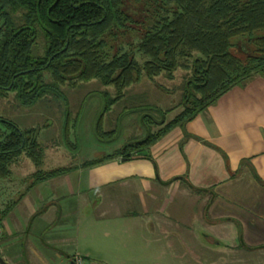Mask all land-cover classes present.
<instances>
[{
    "label": "trees",
    "instance_id": "1",
    "mask_svg": "<svg viewBox=\"0 0 264 264\" xmlns=\"http://www.w3.org/2000/svg\"><path fill=\"white\" fill-rule=\"evenodd\" d=\"M116 33L136 35L128 44L146 59L142 65L120 48L112 57L106 54ZM177 70L186 73L177 115L167 121L174 108L147 106L159 118L144 114V138L77 167L40 170L41 128L21 129L0 116V180L11 175L23 155L36 168L30 186L113 158L154 164L149 148L169 131L183 127L232 87L257 75L264 78V0H0V98L13 93L19 106L33 107L51 96L66 105L63 87L97 81L105 89L86 97L100 100L93 126L98 142L115 138L116 130L104 131V117L127 87L142 77L172 79ZM83 104L74 115L63 109L57 143L73 157L80 151ZM10 206L0 211V224Z\"/></svg>",
    "mask_w": 264,
    "mask_h": 264
},
{
    "label": "crops",
    "instance_id": "2",
    "mask_svg": "<svg viewBox=\"0 0 264 264\" xmlns=\"http://www.w3.org/2000/svg\"><path fill=\"white\" fill-rule=\"evenodd\" d=\"M184 135L189 138L181 144ZM148 153L154 164L113 158L75 168L69 174L91 169L90 176L58 181L55 186L70 192L61 196L34 200L26 188L7 194L0 201V211L11 205L0 224V257L6 264H72L78 254L93 264H125L158 243L165 250L174 244L186 249L185 239L199 224L210 228L202 234L199 250L216 252L230 234L235 235L230 249L264 250L262 76L232 87ZM128 182H133L130 195L110 190L112 184L124 188ZM81 204L94 214L86 218L93 226L81 235L90 243L83 249L77 236L86 222L79 218ZM70 213L74 224L67 220Z\"/></svg>",
    "mask_w": 264,
    "mask_h": 264
},
{
    "label": "rangeland",
    "instance_id": "3",
    "mask_svg": "<svg viewBox=\"0 0 264 264\" xmlns=\"http://www.w3.org/2000/svg\"><path fill=\"white\" fill-rule=\"evenodd\" d=\"M137 27L138 25H134V28ZM116 34L117 36L114 39L108 41V48L105 49L106 54L112 57L120 48V52H126L142 65L146 59L139 52L130 50V45L128 44L130 40L136 38V35L122 36L119 33ZM185 74V71L177 70L172 79H169L163 74L154 76L152 79L142 77L139 82L127 87L123 98L104 117V131H117L112 142H98L93 135L94 119L101 107L100 100L95 96L86 97V95L105 89L97 81L81 83L74 88L68 86L63 87L62 92L67 99L66 105L48 96L33 107H21L14 100V94L9 93L5 98H0V116L12 121L21 129L31 127L41 128L38 141L43 147L44 155L40 170L50 171L56 168H73L84 161L94 160L108 155L114 150L121 148L127 142L144 138L146 135V125L141 121V118L144 114H150L153 120L159 118L158 114L148 110L147 106L162 110L174 108L172 112L166 114L167 121L177 115L182 110L179 103L182 91L181 84ZM107 90L111 94L113 93L112 88H108ZM81 101H84V113L80 120L77 133L80 137V151L73 157L61 145H58L57 141H59L64 114L63 109H69L70 113L74 115ZM136 108L141 110H137ZM153 120L148 121L147 125L151 126ZM74 138V134H72L71 142H75ZM72 170L53 177L54 180L48 182L47 185L30 186L33 180L28 178L36 171V168L23 155L12 165L11 175L5 180H0V201L5 202L7 194L12 193L18 195L23 193L22 190L24 188L28 189L27 194L34 200H37L36 198L40 196H54L55 194L61 196L70 193L65 186H55V184L58 181L61 183L64 179L87 178L91 173V169H88L83 173L73 172L69 174ZM131 187H133V182H128L124 188L117 186V184H112L110 190H122L126 195H130V193H133ZM160 192L163 197L167 195V190L165 189ZM71 214L67 215V220L74 224L75 219ZM79 214V218L83 219V223L86 221L79 226V234L77 235L80 237L78 245L80 249H83L84 246L90 247V243L87 238H82L81 235L85 232H90L93 226L87 225L86 218H91L94 214L82 204ZM38 226L37 228L40 229ZM208 229L210 228L207 227L205 229L201 224L195 225L192 233L185 239L186 243L184 244L186 249L183 247L184 245L177 246V244H174L172 249L165 250L161 249V244L158 243L156 247L153 246L151 249L143 251L142 253L144 255L141 259L135 257L131 261H126L125 264H264V250L250 252L240 248L238 250L230 249L234 247L231 245L235 237L233 234L222 239L223 246L215 250L216 252L205 249L199 250L197 245L204 242L201 237L202 234H209L205 231ZM179 242L180 240H177V242L174 240V243ZM73 243L74 241L72 239V243L69 245L71 252L73 251ZM86 263L93 264L91 260H86Z\"/></svg>",
    "mask_w": 264,
    "mask_h": 264
},
{
    "label": "built area",
    "instance_id": "4",
    "mask_svg": "<svg viewBox=\"0 0 264 264\" xmlns=\"http://www.w3.org/2000/svg\"><path fill=\"white\" fill-rule=\"evenodd\" d=\"M72 264H87L84 257L76 254L72 257Z\"/></svg>",
    "mask_w": 264,
    "mask_h": 264
},
{
    "label": "water",
    "instance_id": "5",
    "mask_svg": "<svg viewBox=\"0 0 264 264\" xmlns=\"http://www.w3.org/2000/svg\"><path fill=\"white\" fill-rule=\"evenodd\" d=\"M124 160H126V159H122V161H124ZM0 264H6L1 257H0Z\"/></svg>",
    "mask_w": 264,
    "mask_h": 264
}]
</instances>
